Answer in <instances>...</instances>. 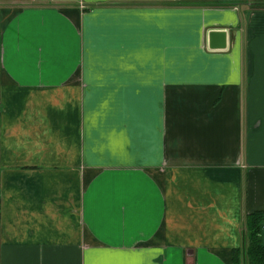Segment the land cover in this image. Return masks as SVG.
Segmentation results:
<instances>
[{
	"label": "crops",
	"instance_id": "crops-1",
	"mask_svg": "<svg viewBox=\"0 0 264 264\" xmlns=\"http://www.w3.org/2000/svg\"><path fill=\"white\" fill-rule=\"evenodd\" d=\"M254 2L0 0V264H231L264 209Z\"/></svg>",
	"mask_w": 264,
	"mask_h": 264
},
{
	"label": "trees",
	"instance_id": "trees-1",
	"mask_svg": "<svg viewBox=\"0 0 264 264\" xmlns=\"http://www.w3.org/2000/svg\"><path fill=\"white\" fill-rule=\"evenodd\" d=\"M247 1L249 0H234L231 2L224 0H199V3L203 5H236ZM251 5L264 7V2H254ZM243 225L242 244L232 249L231 264H264V209L245 214Z\"/></svg>",
	"mask_w": 264,
	"mask_h": 264
},
{
	"label": "water",
	"instance_id": "water-1",
	"mask_svg": "<svg viewBox=\"0 0 264 264\" xmlns=\"http://www.w3.org/2000/svg\"><path fill=\"white\" fill-rule=\"evenodd\" d=\"M226 41L227 32L224 28H211L205 33V47L208 50H224Z\"/></svg>",
	"mask_w": 264,
	"mask_h": 264
}]
</instances>
